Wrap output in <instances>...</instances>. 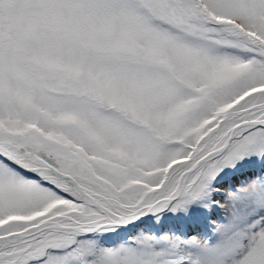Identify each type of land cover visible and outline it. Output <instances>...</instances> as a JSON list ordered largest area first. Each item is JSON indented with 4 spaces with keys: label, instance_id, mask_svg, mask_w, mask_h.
<instances>
[{
    "label": "snow or ice",
    "instance_id": "obj_1",
    "mask_svg": "<svg viewBox=\"0 0 264 264\" xmlns=\"http://www.w3.org/2000/svg\"><path fill=\"white\" fill-rule=\"evenodd\" d=\"M0 264H264V0H0Z\"/></svg>",
    "mask_w": 264,
    "mask_h": 264
}]
</instances>
